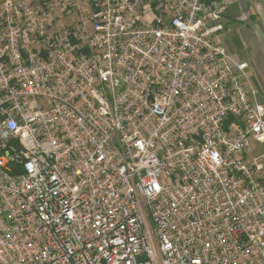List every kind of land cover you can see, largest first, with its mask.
Returning <instances> with one entry per match:
<instances>
[{
	"label": "built area",
	"instance_id": "built-area-1",
	"mask_svg": "<svg viewBox=\"0 0 264 264\" xmlns=\"http://www.w3.org/2000/svg\"><path fill=\"white\" fill-rule=\"evenodd\" d=\"M231 1L0 0V264H264Z\"/></svg>",
	"mask_w": 264,
	"mask_h": 264
},
{
	"label": "crops",
	"instance_id": "crops-1",
	"mask_svg": "<svg viewBox=\"0 0 264 264\" xmlns=\"http://www.w3.org/2000/svg\"><path fill=\"white\" fill-rule=\"evenodd\" d=\"M222 23L227 52L249 64L247 89L264 101V0H232Z\"/></svg>",
	"mask_w": 264,
	"mask_h": 264
}]
</instances>
